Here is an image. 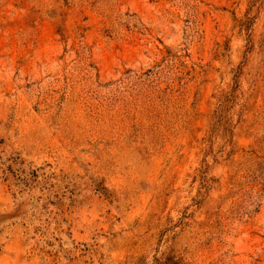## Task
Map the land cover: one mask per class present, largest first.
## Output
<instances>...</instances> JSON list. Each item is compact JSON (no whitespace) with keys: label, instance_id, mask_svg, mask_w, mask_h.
Segmentation results:
<instances>
[{"label":"rangeland","instance_id":"1","mask_svg":"<svg viewBox=\"0 0 264 264\" xmlns=\"http://www.w3.org/2000/svg\"><path fill=\"white\" fill-rule=\"evenodd\" d=\"M0 264H264V0H0Z\"/></svg>","mask_w":264,"mask_h":264}]
</instances>
